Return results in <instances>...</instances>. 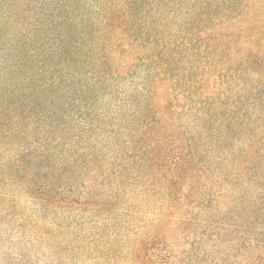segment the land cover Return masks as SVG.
Returning a JSON list of instances; mask_svg holds the SVG:
<instances>
[{
	"label": "trees",
	"instance_id": "1",
	"mask_svg": "<svg viewBox=\"0 0 264 264\" xmlns=\"http://www.w3.org/2000/svg\"><path fill=\"white\" fill-rule=\"evenodd\" d=\"M0 264H264V0H0Z\"/></svg>",
	"mask_w": 264,
	"mask_h": 264
}]
</instances>
